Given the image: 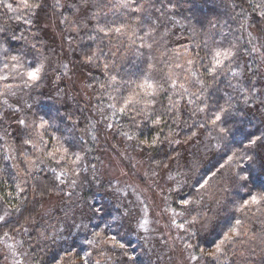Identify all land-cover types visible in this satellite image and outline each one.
I'll use <instances>...</instances> for the list:
<instances>
[{
    "label": "trees",
    "instance_id": "16d2710c",
    "mask_svg": "<svg viewBox=\"0 0 264 264\" xmlns=\"http://www.w3.org/2000/svg\"><path fill=\"white\" fill-rule=\"evenodd\" d=\"M40 2L35 15L19 0H4L13 4L11 11L0 5V28L5 29L0 45L10 54L25 52L30 63L45 65L39 81L25 86L19 78L9 80L11 92L0 95V264L7 259L1 242L14 238L21 240L29 264H169L158 261L156 250L140 239L139 203L105 161L125 168L140 187L156 191L151 183L161 186L158 193L166 210L179 213L177 224L184 225L179 243L199 258L198 264H264V212L238 210L247 193L231 187L228 177L236 168L230 170L227 164V156L244 151L249 136L264 135V35L256 27L264 20V9L257 7L264 0H136L128 8L120 6L122 0ZM137 6L141 11L132 10ZM232 45L238 56L225 62L228 67L215 78L208 75L211 51ZM3 62L0 48V66ZM149 64L155 66L157 79L163 69L174 73L177 84L173 89L169 81L153 105L163 112L175 104L160 125L139 116L134 124L135 113L114 114L109 107L115 103L111 97L126 94L122 81L152 71ZM181 83L189 94H182ZM200 90L209 105L203 112L200 101L188 103L194 99L190 93ZM215 104L232 105L216 126L211 122ZM41 117L51 125L44 141L55 148L52 137H58L68 149L65 160H60L63 150L49 157L32 128L19 123H39ZM221 127L227 129L223 134ZM29 133L32 143L25 144ZM153 139L157 143L149 147ZM77 155L80 159L73 163ZM221 163L225 168L210 186L197 191L195 181L211 176ZM250 181L253 194L264 187L262 175L253 174ZM183 199L200 201L191 215ZM97 208L102 211L95 212ZM198 212L210 218L206 227L189 226ZM235 219L242 221L241 237L213 260L207 253L222 238L216 226L227 231ZM94 233L106 243L89 244L96 239ZM117 233L125 249L110 242Z\"/></svg>",
    "mask_w": 264,
    "mask_h": 264
},
{
    "label": "snow or ice",
    "instance_id": "6c2138e0",
    "mask_svg": "<svg viewBox=\"0 0 264 264\" xmlns=\"http://www.w3.org/2000/svg\"><path fill=\"white\" fill-rule=\"evenodd\" d=\"M135 3L136 0H122L120 6L128 8ZM84 4H87V0H84ZM0 5H4L10 11L13 10L12 3L5 4L4 0H0ZM19 5L33 15H35L34 10L42 8V3L40 2V0H19ZM257 7L264 9V4L257 5ZM77 10L79 11V9ZM132 10L139 12L141 11V8L137 6ZM243 11L244 9L242 8L241 12L243 13ZM261 15L264 16V11L261 12ZM246 22L247 21L245 19V23ZM241 27H244V25L242 24ZM256 27L258 28L260 33L264 35V20L258 22ZM4 31L5 29L0 28V32ZM99 31L103 32L104 29L101 28L99 29ZM115 31L120 32L121 29L117 28L115 29ZM132 35L135 36V32H133ZM12 39H16V37L13 36ZM32 47L34 48L35 45H33ZM149 47H151V45H149ZM235 47V45H232L227 49L217 48L215 50H212L211 61L208 65L205 66V72L215 78L218 75V70L228 67L225 62H228V64H230L231 61L236 56H238V51H233ZM262 47H264V45H262ZM0 48H2V51L4 53V62L2 63V66H0V83L3 84L4 91L0 92V95H5L11 92L13 84L8 83L9 80H16L17 78H19L24 81L25 86H28L30 82H37L42 78L41 74L44 72L45 68V65L42 61L38 63H30L26 59L25 52L16 49L15 54H10L9 48L3 47L2 45H0ZM253 51H256V49L254 48ZM187 63L192 64L193 61L189 59ZM176 67L181 66L176 65ZM148 69L152 71H141L140 76L137 80L122 81L124 92L126 94H121L119 97H111V99H113L115 103L110 104L109 107L114 110V114L115 112H119L122 115L128 116L130 113H135V115L131 117V122L134 124L136 122V116H139L145 121L151 120L153 124L160 125L162 123L161 117L172 111V108L175 107V104H173L168 109H165V111L163 112H157L153 108V105L156 103L161 93H166L165 85H167L169 81H172L170 86L173 89L177 87V84L175 80H173V72L164 73L163 69H160L159 71L162 73V75H160L159 79H157L156 76L153 75V71H156L155 66L149 64ZM111 79L115 81L116 77L113 76ZM196 83H200V81H196ZM179 88L182 89V94H189V89L186 88L183 83L179 84ZM252 90H254V88ZM117 91L120 90L117 89ZM190 96L194 99H189V104H194L196 101H200L201 104H204V107L200 108L199 111L203 112L205 111V108L209 107V105L206 103L207 97L204 96L202 90L198 92H192L190 93ZM168 99L171 101L172 97L169 96ZM260 103L264 105V99H261ZM212 109L214 110L212 112L211 122L214 126H216L218 125V122L223 123L225 117L231 113L232 105L228 104V106L225 107L223 105L215 104L212 105ZM19 123L21 125H24L25 128H32L33 132L35 133L34 138L49 149L47 153L49 157L55 158L56 154L61 153V151L63 150V154L60 155V160L66 159L68 149L63 147V144L60 143L58 137H52V139L57 140V146L55 148H52L48 143L44 141V135L47 132V127H50L51 125H49L48 121L44 120L43 117L40 118L39 123L33 121L31 125H28L23 119H21ZM219 130L221 134L227 131V129L222 127ZM125 135L127 134L125 133ZM129 139H132V137H129ZM32 140L33 135L32 133H29V138L24 140V143L31 144ZM143 143H148V141H143ZM156 143L157 139H153L151 143H148V146L152 147ZM33 147H35V144H33ZM224 147L226 150L228 149V145H225ZM41 150L43 151V149ZM79 159L80 157L77 155L73 163H75ZM245 163L247 164V167L244 166ZM227 164L230 170L233 165H235L236 168L235 171H230V175L228 177L231 187L235 188L237 191H245L247 193V198L242 199L240 208L238 210L264 212V187H262L261 191L253 194L250 181V177L253 174L264 176V135L257 136L255 138L249 136L248 144L244 146V151L242 153L233 152L232 155L227 156ZM224 168L225 164L221 163L219 165V169H217L216 172H212L211 176L205 174V176H202L199 180L195 181L193 187L197 188V191H199L200 189H205L206 186H210V181L212 180V178L217 175V172H219L220 169ZM189 179H191V177H189ZM73 183H75V181H73ZM223 190L225 193L229 191L228 188H224ZM215 202L217 204L221 203L220 200H216ZM232 202L234 203L235 201ZM181 203L185 206V211H187L189 215H191V213L196 210L194 205L200 204V201L183 199ZM226 206L227 205H225V207ZM94 211L98 213L101 212L102 209L97 208L94 209ZM3 219L4 217L0 216V220ZM209 219L210 218L206 213L202 215L198 212L196 216L192 217V219L188 221V223L190 227H194L195 225L199 224L201 228H203L208 225ZM229 223H231V220H229ZM106 227H108L109 231H111L110 225H106ZM141 227H143V224L141 225ZM178 227L183 228L184 225L180 224L178 225ZM216 227L219 229L220 237L222 238L219 239L218 243H215L214 241V251L207 253V255H209L213 260H219V258L225 254L226 247L230 244L235 243L236 240L241 237L242 221L240 219H235V224L229 227L227 231H224L223 226L217 225ZM4 235L8 234L4 233ZM69 235H71V232H69ZM117 235H119V233L110 236V242L115 247L125 249L126 245L123 242L117 240ZM193 235H195V233H193ZM94 236L96 237V239L88 241L89 244H95L97 242L106 243L101 237L100 233H94ZM64 239H68V237H64ZM74 247L75 244L73 243L72 245H70L68 251L71 252ZM189 247H191V245H189ZM201 252L203 253V249H201ZM85 255L88 256L90 255V253H85ZM190 258L199 259L195 256H192ZM84 264H87V260L84 261Z\"/></svg>",
    "mask_w": 264,
    "mask_h": 264
},
{
    "label": "rangeland",
    "instance_id": "374dc122",
    "mask_svg": "<svg viewBox=\"0 0 264 264\" xmlns=\"http://www.w3.org/2000/svg\"><path fill=\"white\" fill-rule=\"evenodd\" d=\"M105 166L110 167V172L114 177L120 178L130 188L129 193L133 195L140 206V218L137 224V231L141 240L145 241L156 250L158 261L169 264H198L190 253L182 248L179 243L183 240L182 229L178 227L177 221L179 213L166 210V204L160 193L161 186L156 183V191H149L147 188L134 184L128 177L125 168L118 167L116 163L111 166V162L105 161ZM142 176L148 181V176ZM163 193V192H162ZM146 222V223H145ZM143 224V227L141 225ZM138 236V237H139ZM2 246L7 255L6 264H29L22 253V242L19 238L2 241ZM140 255V254H137Z\"/></svg>",
    "mask_w": 264,
    "mask_h": 264
}]
</instances>
